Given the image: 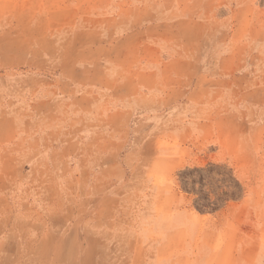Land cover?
I'll return each mask as SVG.
<instances>
[{"label":"rangeland","instance_id":"374dc122","mask_svg":"<svg viewBox=\"0 0 264 264\" xmlns=\"http://www.w3.org/2000/svg\"><path fill=\"white\" fill-rule=\"evenodd\" d=\"M0 264H264V0H0Z\"/></svg>","mask_w":264,"mask_h":264}]
</instances>
